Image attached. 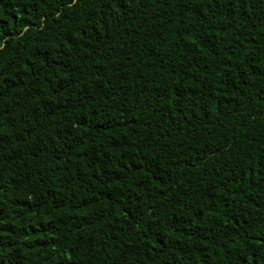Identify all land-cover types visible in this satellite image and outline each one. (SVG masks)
<instances>
[{
  "label": "trees",
  "instance_id": "16d2710c",
  "mask_svg": "<svg viewBox=\"0 0 264 264\" xmlns=\"http://www.w3.org/2000/svg\"><path fill=\"white\" fill-rule=\"evenodd\" d=\"M0 264H264V0H0Z\"/></svg>",
  "mask_w": 264,
  "mask_h": 264
}]
</instances>
